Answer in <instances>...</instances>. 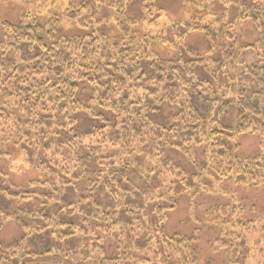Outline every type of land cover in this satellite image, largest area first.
Listing matches in <instances>:
<instances>
[{"label":"trees","instance_id":"1","mask_svg":"<svg viewBox=\"0 0 264 264\" xmlns=\"http://www.w3.org/2000/svg\"><path fill=\"white\" fill-rule=\"evenodd\" d=\"M131 1L108 4L122 11ZM140 1L146 19L165 15L158 0ZM180 1L191 14L163 31H172L180 45L201 35L207 53L192 60L154 57L155 42L166 43L163 33L109 44L94 30L88 41L70 39L69 50L54 39L56 19L41 27L36 15L26 14L19 25L3 24L0 160L15 165L28 159L46 179L17 186L14 174L0 168V199L8 206L0 203V219L24 231L14 245L0 241V264H198V235L165 232L177 198L188 196L191 203L210 194L205 178L264 187V0ZM241 26L255 33L253 41H242L241 31L246 37L248 29ZM244 51L254 56L250 64ZM229 64L245 66L230 73ZM102 65L122 71L124 86L132 77L152 90L144 89L138 100L132 92L122 98L110 93L113 122L101 119L96 96ZM110 78L113 90L116 78ZM96 100L101 114L89 105ZM152 102L155 107H148ZM230 113L233 125L224 123ZM80 115L104 124L83 132ZM243 135L259 137L256 156L240 157L237 138ZM166 150L181 154L199 173L174 166ZM11 152L15 159H8ZM31 201L39 209H25ZM158 202L152 228L145 213ZM242 210L220 208L210 216L219 232L212 249L225 255L226 264H250L264 240L250 238L255 230L264 236V214L244 221Z\"/></svg>","mask_w":264,"mask_h":264},{"label":"rangeland","instance_id":"2","mask_svg":"<svg viewBox=\"0 0 264 264\" xmlns=\"http://www.w3.org/2000/svg\"><path fill=\"white\" fill-rule=\"evenodd\" d=\"M110 0H0V40L5 35L3 24L6 22L16 26L19 25L26 14L36 15L39 18V25L45 27L50 20H58L59 26L54 32V39L59 40L60 45L66 46L71 49L70 39H78L80 41H88V37L91 31L95 30L99 36L103 35L109 44H119L126 42L129 37H135L142 39L144 35H151L159 39V34H165L166 43L164 45L155 42L152 47L151 54L154 57H161L166 60L182 58L184 60H192L197 57H202L207 53V42L199 34H192L187 42L183 45L178 43L177 37L174 36L172 31H163L170 28L174 23L185 21L191 14V9L184 6L180 0H158V5L164 9L165 15L160 19L149 18L146 19L141 11V1L132 0L130 5L123 8L122 11L118 9V6L114 3L109 5ZM112 1V0H111ZM240 2H247V0H237ZM123 12V14L121 13ZM129 19L137 20V24L133 25L127 22L126 16ZM248 29L246 37L241 31V39L243 42H249L251 37L255 35L250 27H240ZM163 31V32H162ZM182 32H179L181 34ZM128 35V36H127ZM42 36H44L42 34ZM98 37L97 35H95ZM250 37V38H248ZM254 38L251 40L253 41ZM250 41V42H251ZM175 42V43H174ZM174 43V47H173ZM178 44V45H177ZM246 64H250L254 56L252 53L244 51L242 54ZM102 62V61H101ZM103 64V63H102ZM238 67L235 64H229L228 68L230 73L232 70L240 71L244 69V66ZM98 80L96 86V96L101 108L104 109L103 113L100 110L97 100L89 103L91 107L96 109L97 114H101V119L113 122L115 116L111 112V94L115 93L119 98H122L125 92H132L131 99L138 100L145 94L144 89L151 88L144 87L141 89L136 81L129 80V86H124V75L120 70H109L105 65L100 66V70L97 72ZM110 76L115 77L113 79V90H110L111 81ZM110 85V86H109ZM137 87V88H136ZM111 93V94H110ZM150 108H154L155 104L152 102ZM166 107H164L165 110ZM171 108H167L169 115L171 114ZM151 119L159 120V114L150 113ZM235 117L232 113L228 114L224 120L227 125H233ZM104 124L102 120L93 122L91 118L86 115H80L79 125L83 132H88L92 127H100ZM238 142L240 144V157L244 159L252 158L259 153V137L253 135L239 136ZM16 151V150H15ZM14 151V152H15ZM5 152H7L5 150ZM17 152V151H16ZM10 157L15 159V153H10ZM165 155L171 159L174 166H177L181 170L190 173H199L197 168H194L187 162L185 157L173 150H166ZM19 156V153L18 155ZM27 158V156H26ZM7 158L0 160V168L5 172L11 171L10 175H13V182L17 186H27L32 181H44L45 173L31 168L28 165V159L24 162L18 160L17 164L10 165ZM24 163L27 168L20 163ZM198 166L202 167V161L199 157ZM25 168V169H24ZM10 169V170H9ZM205 178V177H204ZM203 188L210 194H198L190 203V197L180 196L177 198V208L172 212L165 223V232L167 235H181L186 237H195L198 235L199 241L197 244L199 253L198 264H226L227 260L222 253L213 252L212 245L218 239V228L212 223L210 216L220 208H232L233 206L243 208V220L252 221L264 214V187H248L242 188L234 185L231 180H221L214 178L203 180ZM179 185H177V192L180 191ZM213 193V194H212ZM3 203L7 208L3 200L0 199V203ZM159 207L158 203H153L148 206L147 214L148 222L151 223L150 227L155 228V224L158 223V219L155 216V209ZM27 210H37L39 205L37 203L28 202L24 205ZM12 213V212H11ZM10 213V214H11ZM0 219V241L7 246L14 245L20 238L23 237V230L14 222L7 223ZM27 221V219H24ZM260 220V219H259ZM261 221V220H260ZM264 223V221H263ZM43 226L44 224L41 223ZM251 239L255 240L263 239L264 236L260 230H255ZM256 241V240H255ZM253 242V241H252ZM263 249L262 252H258V249ZM255 255L252 258L250 264H264V240L263 243L257 246Z\"/></svg>","mask_w":264,"mask_h":264},{"label":"crops","instance_id":"3","mask_svg":"<svg viewBox=\"0 0 264 264\" xmlns=\"http://www.w3.org/2000/svg\"><path fill=\"white\" fill-rule=\"evenodd\" d=\"M253 136H255V135H253Z\"/></svg>","mask_w":264,"mask_h":264}]
</instances>
